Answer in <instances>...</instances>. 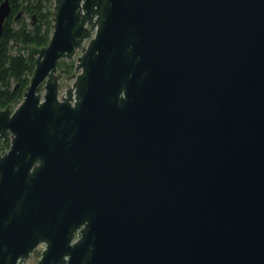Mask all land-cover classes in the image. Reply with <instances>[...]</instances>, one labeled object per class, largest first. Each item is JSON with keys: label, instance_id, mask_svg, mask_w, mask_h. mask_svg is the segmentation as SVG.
I'll return each instance as SVG.
<instances>
[{"label": "water", "instance_id": "obj_1", "mask_svg": "<svg viewBox=\"0 0 264 264\" xmlns=\"http://www.w3.org/2000/svg\"><path fill=\"white\" fill-rule=\"evenodd\" d=\"M27 58L0 264H264V0H53Z\"/></svg>", "mask_w": 264, "mask_h": 264}, {"label": "trees", "instance_id": "obj_2", "mask_svg": "<svg viewBox=\"0 0 264 264\" xmlns=\"http://www.w3.org/2000/svg\"><path fill=\"white\" fill-rule=\"evenodd\" d=\"M10 13L0 35V107L16 105L22 98L34 68L26 51L30 45H44L52 31L53 0H9ZM30 16L26 21L24 15ZM60 61L57 64L59 66ZM1 148L8 147V134Z\"/></svg>", "mask_w": 264, "mask_h": 264}, {"label": "rangeland", "instance_id": "obj_3", "mask_svg": "<svg viewBox=\"0 0 264 264\" xmlns=\"http://www.w3.org/2000/svg\"><path fill=\"white\" fill-rule=\"evenodd\" d=\"M24 19L26 21L30 20V16L25 14L24 15ZM87 40H84L82 42L81 47H79L73 56H71L70 58H62L60 61L59 66L57 67V72H62V77L59 79V96L61 97L64 94V91L66 88L70 87L73 78H68L66 77L69 74H72L74 72H76L77 70H75V64H76V60H77V55H79L82 51V46L86 45ZM28 53V50L26 51V54ZM62 69V70H61ZM38 90H40L41 92L44 90L41 85L38 88ZM15 105H12V107H14ZM8 134V133H7ZM9 137V134H8ZM10 139V137H9ZM3 141H1L2 143ZM1 145V144H0ZM8 147L5 148H1L0 150L1 152L5 151ZM43 248V244H40L37 248H35L34 251L31 252V254L29 255V257H27L23 263H28V264H34L38 258L40 257V252Z\"/></svg>", "mask_w": 264, "mask_h": 264}, {"label": "flooded vegetation", "instance_id": "obj_4", "mask_svg": "<svg viewBox=\"0 0 264 264\" xmlns=\"http://www.w3.org/2000/svg\"><path fill=\"white\" fill-rule=\"evenodd\" d=\"M6 134H7V133H6ZM6 134H5V135H6ZM5 135H4V136H5ZM9 140H10V139H9ZM36 248H37V247H36ZM34 250H35V249H34ZM34 250H33V251H34ZM30 254H31V253H30Z\"/></svg>", "mask_w": 264, "mask_h": 264}]
</instances>
